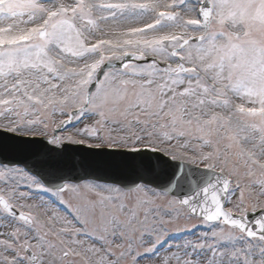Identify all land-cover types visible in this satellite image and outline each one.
<instances>
[{
  "label": "rangeland",
  "instance_id": "rangeland-1",
  "mask_svg": "<svg viewBox=\"0 0 264 264\" xmlns=\"http://www.w3.org/2000/svg\"><path fill=\"white\" fill-rule=\"evenodd\" d=\"M201 1L0 0V125L50 137L87 103L54 144L164 146L225 172L232 211L264 206V0H211L208 31L197 24ZM159 8L182 15L170 21ZM126 51L171 73L151 63L107 70L87 102L101 65ZM1 194L35 220L0 207V264H31L26 246L38 264H264V240L201 220L150 186L89 181L59 193L0 166Z\"/></svg>",
  "mask_w": 264,
  "mask_h": 264
},
{
  "label": "water",
  "instance_id": "water-1",
  "mask_svg": "<svg viewBox=\"0 0 264 264\" xmlns=\"http://www.w3.org/2000/svg\"><path fill=\"white\" fill-rule=\"evenodd\" d=\"M204 10L205 24L208 25V3ZM2 138L9 141H0V159L23 163L53 188L63 190L66 180L80 181L92 177L116 182L126 188L144 182L176 195L193 214L208 219L222 217L229 225L240 227L246 234L264 238V210L250 211L246 216L223 211L227 182L212 171L173 161L149 149L105 154L102 149L74 144H64L59 148L43 139L30 141L0 131ZM14 146L16 148L9 149Z\"/></svg>",
  "mask_w": 264,
  "mask_h": 264
}]
</instances>
